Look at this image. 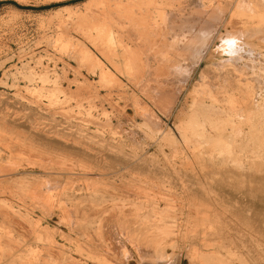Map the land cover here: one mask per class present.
Wrapping results in <instances>:
<instances>
[{"label":"rangeland","instance_id":"rangeland-1","mask_svg":"<svg viewBox=\"0 0 264 264\" xmlns=\"http://www.w3.org/2000/svg\"><path fill=\"white\" fill-rule=\"evenodd\" d=\"M222 16L235 23L221 50L233 39L264 52V0H0V264L252 262L264 125L245 169L184 147L165 156L153 138L169 126L180 139L149 98L158 68L190 73L211 41L193 21ZM211 74L201 63L191 85ZM259 89L240 92L255 111Z\"/></svg>","mask_w":264,"mask_h":264},{"label":"bare ground","instance_id":"bare-ground-1","mask_svg":"<svg viewBox=\"0 0 264 264\" xmlns=\"http://www.w3.org/2000/svg\"><path fill=\"white\" fill-rule=\"evenodd\" d=\"M222 17L218 20L217 26L206 18H197L193 21L196 33L202 39L204 38V41L207 34L210 35L211 41L207 44L208 51L201 56L195 66L191 67L190 73L184 71L188 67L184 65L163 64V67H157L156 84L151 93L153 95L149 98L167 121L171 122L178 118L177 129L180 139L174 135L169 126L165 128L159 126L153 138L165 156L170 149L177 151L180 147L181 149L184 147L198 153L196 156L198 158L207 154L211 161L222 158L224 163L233 164L238 169H245L247 160L245 150L258 138L259 125H264V52L258 50L253 41L239 40L236 44L235 40L231 42L233 39H225L224 43L230 45V48L221 50L219 45L223 40H221L222 33L230 30L235 23L234 20L229 19L230 17L226 16L223 19ZM256 28L260 32L264 31V26ZM232 56L244 57L245 61L241 66L242 76H239L238 70L233 68L234 57ZM203 62L210 64L211 76L191 85L196 80L197 71ZM255 80L260 81L261 95V100L256 104V111L253 102L240 95V92H243V95L247 94L251 98ZM241 84L246 87L243 91L239 87ZM56 91L55 89L52 92ZM183 94H185L188 110L182 107L176 112ZM151 120H155V117L149 111L143 121L149 125ZM188 157V155L183 156L184 159ZM261 181L264 183V177ZM260 190L264 191L262 187ZM255 204L254 208L263 212L264 195ZM218 233L223 238L225 230L221 228ZM221 245L222 249L229 250L228 247L231 244L222 243ZM214 253L218 254V258L222 256L220 253ZM208 255L214 254L210 252ZM251 258H253L252 262L245 259L246 264H264V248L258 245L252 250Z\"/></svg>","mask_w":264,"mask_h":264}]
</instances>
